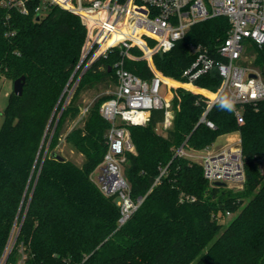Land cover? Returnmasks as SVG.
I'll use <instances>...</instances> for the list:
<instances>
[{
    "label": "trees",
    "instance_id": "16d2710c",
    "mask_svg": "<svg viewBox=\"0 0 264 264\" xmlns=\"http://www.w3.org/2000/svg\"><path fill=\"white\" fill-rule=\"evenodd\" d=\"M4 2L0 76L13 81L24 75L25 80L20 95L9 93L0 127V255L15 224L19 230L7 258L11 264H264V99L245 106L241 124L227 105L214 104L207 113L215 125L210 128L198 122L205 108L202 95L177 87L171 126L164 134L156 129L162 109L151 110L144 124L129 125L134 150L124 153L122 171L130 197L142 201L118 226L115 196L102 193L93 178L110 126L99 106L111 94L94 100L85 116L71 123L79 114L83 88L115 81L112 65L122 58L120 49L113 47L87 67L66 100L63 90L86 37L80 17L42 0H28L26 14ZM229 25L224 16L193 24L170 50L152 56L156 68L185 81L182 71L196 56L190 46L201 45L221 59L217 47ZM129 51L141 54L136 46ZM123 60L132 73L152 75L144 59ZM256 63L264 67V46L257 49ZM219 80L211 69L194 84L214 90ZM234 131L240 135L245 169L241 189L210 184L198 161L176 154L181 145L204 149ZM62 136L83 155L80 165L51 154ZM227 213L236 214L225 224ZM21 246L25 257L19 261Z\"/></svg>",
    "mask_w": 264,
    "mask_h": 264
},
{
    "label": "built area",
    "instance_id": "2783aa9c",
    "mask_svg": "<svg viewBox=\"0 0 264 264\" xmlns=\"http://www.w3.org/2000/svg\"><path fill=\"white\" fill-rule=\"evenodd\" d=\"M28 0H5V4L14 6L21 13L28 12ZM43 3L56 4L63 9L76 13L86 27V37L82 46L80 63L85 61L83 72L97 58L106 56L113 47L120 49L122 58L113 65L114 89L111 96L99 106L101 116L110 126L106 132L107 149L103 155L94 181L102 193L117 198L120 215L118 226L130 217L141 203L142 198L134 201L129 194V185L123 175L124 153L133 151L134 145L128 126L144 124L150 111L162 109L163 118L158 123L166 131L173 118L171 99L174 95L172 84L159 71L152 56L170 50L177 40L184 37L195 23L207 18L224 16L229 20V29L224 40L218 45L221 59L210 56L201 45H191L196 54L194 61L182 71L187 85L211 69H216L219 84L214 90L194 92L201 94L205 102L199 123L214 128L207 113L216 103L227 105L238 124L244 122L243 111L246 105H253L264 99V67L256 63L257 49L264 46V0H42ZM36 11L40 7L35 8ZM114 32L122 34L110 42ZM148 39L153 44H148ZM248 40L249 45L243 42ZM136 46L141 55L129 51ZM144 59L152 75L144 78L124 67L123 59ZM195 85V84H194ZM191 86V85H190ZM197 86V85H196ZM193 87V86H192ZM199 87V86H198ZM164 89V93L161 90ZM88 106L80 110L85 115ZM79 117V118H80ZM176 154L188 156L202 167L203 177L213 184L216 181L225 185L243 184L245 169L240 146V138L217 151L202 154L188 152L183 145ZM261 172L263 167L260 165ZM187 198H189L187 196ZM191 200L194 197L190 198ZM230 214V213H227ZM19 227L13 225L5 247L0 255V264L7 262L14 245ZM20 259L25 257L20 247Z\"/></svg>",
    "mask_w": 264,
    "mask_h": 264
},
{
    "label": "rangeland",
    "instance_id": "374dc122",
    "mask_svg": "<svg viewBox=\"0 0 264 264\" xmlns=\"http://www.w3.org/2000/svg\"><path fill=\"white\" fill-rule=\"evenodd\" d=\"M243 42H245V44L247 45L250 44L248 40H244ZM81 74L82 72L79 73L78 77L73 81L71 87L69 88L68 85L70 84L73 78L74 72L71 74L63 90V92H67L66 99L70 97V94L72 93L74 87L76 86ZM165 77L167 78L168 76H165ZM114 82L111 79H107L106 81H100L90 87L83 88L79 94L80 110L85 106L89 107L92 104V102L96 100L97 98H99L100 96L110 95L114 89ZM12 90H13V82L5 78L4 76H0V127L3 123V110L7 104L9 93ZM161 93H164V89L161 90ZM83 116L85 115H82L81 117ZM79 117H80V111H79L77 118L72 121L71 126L81 120L80 119L81 117L80 118ZM157 131L160 133H163L159 126L157 127ZM227 141H229L227 136H218L216 140L209 146V149L211 150L217 149L223 146ZM189 150H192V149L189 148ZM199 151L200 152H195V153L201 154L203 150L199 149ZM55 152L60 154L63 158L71 160L78 165H80L84 160L83 155L77 152L74 148H72L71 145L64 140L63 136L61 137L60 142L55 148ZM196 161H198V159H196ZM97 169L94 171L95 173L98 171ZM243 185L244 183L243 184H230V185H227V187L236 190V189L243 188ZM235 214L236 213H232V214H227L226 216H224L223 223L227 224L229 220L234 217Z\"/></svg>",
    "mask_w": 264,
    "mask_h": 264
},
{
    "label": "crops",
    "instance_id": "0c3cea01",
    "mask_svg": "<svg viewBox=\"0 0 264 264\" xmlns=\"http://www.w3.org/2000/svg\"><path fill=\"white\" fill-rule=\"evenodd\" d=\"M167 79H170V80H173V81H175V82H177L178 84H176V85H174V84H172V86L173 87H187V83L186 82H182V81H179V80H176V79H173V78H171V77H167ZM191 86H193L194 88H196V89H199V90H204V91H206V89L205 88H202V87H198V86H196V85H194V84H190ZM194 91V90H193ZM194 92H198V91H194ZM158 125V124H157ZM158 127V126H157ZM157 129V128H156ZM163 133L162 134H164L166 131H163V130H161ZM219 136H227L228 137V139H229V141H227L223 146H221V147H219V148H217V149H209V146L208 147H206V148H204V149H201V150H203L202 151V153H204V152H206V151H217V150H220L221 148H223V147H226L227 145H229V144H231L234 140H237L238 138H240V135H239V132H237V131H234V132H231V133H225V134H222V135H219ZM188 152H190V153H193V154H197V155H199V153H195V152H200L199 150H195V149H192V150H189V149H187V148H185ZM201 153V154H202Z\"/></svg>",
    "mask_w": 264,
    "mask_h": 264
},
{
    "label": "water",
    "instance_id": "95a60500",
    "mask_svg": "<svg viewBox=\"0 0 264 264\" xmlns=\"http://www.w3.org/2000/svg\"><path fill=\"white\" fill-rule=\"evenodd\" d=\"M79 65H80V60H79L77 66H76V68H75V70H74L73 72L76 71V69L78 68ZM24 80H25V76H24V75H21V76H19L18 78L14 79V80L12 81V82H13V90H12V91H13L15 94L20 95V94L22 93ZM62 94H63V93H62ZM62 94H61V95H62ZM66 100H67V99H66ZM51 154H52L53 156H55L57 159H60V160L63 159V157H62L60 154H58V153H56V152H54V151H52ZM213 184H214V185H221V186H224V185H225L224 182H220V181H216V182H214Z\"/></svg>",
    "mask_w": 264,
    "mask_h": 264
},
{
    "label": "bare ground",
    "instance_id": "6f19581e",
    "mask_svg": "<svg viewBox=\"0 0 264 264\" xmlns=\"http://www.w3.org/2000/svg\"><path fill=\"white\" fill-rule=\"evenodd\" d=\"M120 36H122V35L118 34L117 32H114L112 38H110V42H113L114 40L120 38ZM187 87H191V86L187 85Z\"/></svg>",
    "mask_w": 264,
    "mask_h": 264
}]
</instances>
